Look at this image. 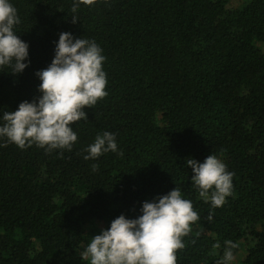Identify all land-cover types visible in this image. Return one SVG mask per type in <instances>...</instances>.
Wrapping results in <instances>:
<instances>
[{
    "label": "trees",
    "instance_id": "16d2710c",
    "mask_svg": "<svg viewBox=\"0 0 264 264\" xmlns=\"http://www.w3.org/2000/svg\"><path fill=\"white\" fill-rule=\"evenodd\" d=\"M9 2L28 67L0 68V116L38 99L35 73L63 32L102 49L108 95L71 125V151L0 146V264H90L81 253L92 237L175 187L199 215L176 264H218L226 241L234 255L245 249L237 264H264V0H97L76 13L74 0ZM104 132L117 152L85 160ZM210 154L233 173L217 208L187 165Z\"/></svg>",
    "mask_w": 264,
    "mask_h": 264
},
{
    "label": "clouds",
    "instance_id": "9594fccd",
    "mask_svg": "<svg viewBox=\"0 0 264 264\" xmlns=\"http://www.w3.org/2000/svg\"><path fill=\"white\" fill-rule=\"evenodd\" d=\"M97 0H74L71 11L80 5L92 6ZM72 16V23L77 22ZM20 23L17 9L9 0H0V68L11 67V74L21 73L28 64V44L18 38L14 27ZM94 42L73 39L68 32L60 33L55 55L50 65L35 73L41 83V95L32 102L23 101L14 112H4L0 118V138L24 149L33 144L47 152L56 149L71 151L77 134L71 125L87 119L85 108H92L108 93L105 57ZM85 151V160L97 159L107 152H117L113 133L104 132L95 137ZM118 155H123L118 152ZM192 169V182L199 197L213 208L226 203L232 195L233 173L215 155H208L203 163L187 159ZM93 171L98 165H91ZM142 215L127 219L123 214L115 218L107 230L92 237L82 251L90 264H176L178 250L185 247L182 238L191 232V225L199 220L190 200L182 198L179 188L160 196L153 202H143ZM211 220V215L208 217ZM223 258L218 264H231L232 249L236 244L226 241ZM216 248L220 245L216 244Z\"/></svg>",
    "mask_w": 264,
    "mask_h": 264
},
{
    "label": "rangeland",
    "instance_id": "374dc122",
    "mask_svg": "<svg viewBox=\"0 0 264 264\" xmlns=\"http://www.w3.org/2000/svg\"><path fill=\"white\" fill-rule=\"evenodd\" d=\"M247 0H228V3L235 8H241ZM245 256V249L244 247L240 249L235 255L234 260L231 264H237L240 260H242Z\"/></svg>",
    "mask_w": 264,
    "mask_h": 264
}]
</instances>
